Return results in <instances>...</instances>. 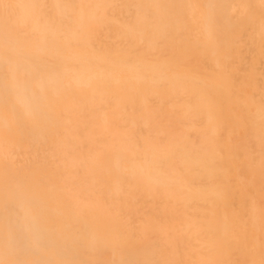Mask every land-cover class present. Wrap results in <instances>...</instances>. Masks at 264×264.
Instances as JSON below:
<instances>
[{"label": "rangeland", "instance_id": "obj_1", "mask_svg": "<svg viewBox=\"0 0 264 264\" xmlns=\"http://www.w3.org/2000/svg\"><path fill=\"white\" fill-rule=\"evenodd\" d=\"M74 1L0 0V264H264V0Z\"/></svg>", "mask_w": 264, "mask_h": 264}, {"label": "bare ground", "instance_id": "obj_2", "mask_svg": "<svg viewBox=\"0 0 264 264\" xmlns=\"http://www.w3.org/2000/svg\"><path fill=\"white\" fill-rule=\"evenodd\" d=\"M215 1H218V0H215ZM74 2H75V6L77 7L78 12H81L83 10V8L85 9V11H87L86 5L83 7V4H81L80 0H75ZM78 7H79V9H78ZM73 10L75 13L77 12L76 9H73ZM72 18H75V16H73ZM196 20H198V19L195 17V21ZM257 43H259V45H264V41H261V40H258ZM256 51L260 53L261 51H263V48H258ZM255 54H258V53H255ZM2 69H3L4 73H8L10 71L9 64L4 63V67Z\"/></svg>", "mask_w": 264, "mask_h": 264}, {"label": "crops", "instance_id": "obj_3", "mask_svg": "<svg viewBox=\"0 0 264 264\" xmlns=\"http://www.w3.org/2000/svg\"><path fill=\"white\" fill-rule=\"evenodd\" d=\"M200 3L202 4V6H200V10L204 8L205 11L208 12L212 8L211 6L209 7V0H200Z\"/></svg>", "mask_w": 264, "mask_h": 264}]
</instances>
